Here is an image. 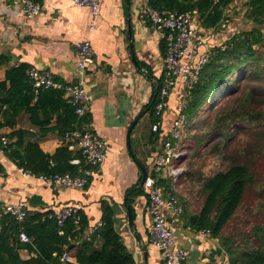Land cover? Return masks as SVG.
<instances>
[{
	"label": "crops",
	"instance_id": "obj_1",
	"mask_svg": "<svg viewBox=\"0 0 264 264\" xmlns=\"http://www.w3.org/2000/svg\"><path fill=\"white\" fill-rule=\"evenodd\" d=\"M18 2L0 0V87L6 82L7 90L10 89L7 73L20 66L48 72L62 84L83 82L91 101L85 119L76 129L97 134L107 143V150L103 163L91 168L81 159L80 146L53 130L62 114L60 110L49 116L38 113L36 124L23 110L13 127L1 126L8 119L7 105L2 101L6 94L0 95V208L22 203L28 216L56 215L66 206H76L85 216L86 232L90 233L102 225V204L107 202L115 210L117 230L136 263L164 264L162 253L152 245V215L147 190L140 183L144 171L148 176L155 175L156 160L178 117L184 87L179 83L171 89L159 118L151 102L164 81L166 43L158 31L142 21L145 0H101L94 30L90 29L94 22L92 12L76 7L71 0H40L42 11L32 19L20 13ZM247 3L248 0H235L225 10L220 24L210 29L202 26L196 11H189L194 16L193 29L204 41L203 52L225 45L243 29L250 30ZM246 24L248 28H240ZM85 41L91 42L95 64L81 76L75 44ZM47 106L51 108L50 104ZM157 123L160 125L154 131ZM3 139L8 140V145L18 142L22 151H27L29 144H37L50 157L51 165H55L51 158L66 148V157L71 156L69 164L78 167L77 173L71 175L83 176L85 170L91 169L87 186L66 188L41 181L39 170L22 167L6 154L8 145L3 144ZM31 151L37 168L41 154L36 148ZM76 160L80 162L74 163ZM177 165L185 172L182 163ZM25 170L32 174L24 176ZM137 189L142 194L134 196L129 205L128 193ZM182 205L188 215L172 227L177 247L187 253L182 264H235L223 242L214 238L211 231H196L188 226L189 214L201 211L202 199L190 197ZM20 255L29 259L34 253L23 247Z\"/></svg>",
	"mask_w": 264,
	"mask_h": 264
},
{
	"label": "trees",
	"instance_id": "obj_2",
	"mask_svg": "<svg viewBox=\"0 0 264 264\" xmlns=\"http://www.w3.org/2000/svg\"><path fill=\"white\" fill-rule=\"evenodd\" d=\"M234 1L151 0V6L163 14L176 10L196 11L202 26L210 29L220 24L225 10ZM246 18L251 23L250 30L240 31L225 45L214 49L201 71L199 82L188 90L186 124L178 146L184 140L186 131H195L204 119L207 129L213 130V123L209 124L211 121L208 122V118L219 114L215 119L217 129L214 130L213 140L217 142L213 151L219 160L226 161L227 166L202 180L199 189L200 199L203 200L201 211L189 214L187 224L196 231H211L214 238L223 242L235 264H264V175L256 172L258 162L264 157V0H248ZM27 70L25 66L9 70L7 80L11 84L10 89L7 90L6 82L0 87V95L6 94L2 101L7 105L5 118L8 119L1 126L13 127L16 117L23 110L30 113L35 124L38 123V113L49 116L60 110L62 114L53 130L63 136L76 129L86 115L78 117L62 91L42 89L37 94ZM160 89L151 102L153 110H156ZM34 100L36 104L32 107ZM249 125L250 129H255V143L223 153L221 145L224 143L223 151H228L227 143ZM210 139L201 137L194 140L198 146L200 143L207 144ZM32 148L41 154L42 160L37 168L31 160ZM5 149L13 161H19L22 167L39 170V174H76L78 171V167L69 164L71 156L66 157V148L60 149L51 158L55 165L50 164V157L37 144H29L27 151H22L18 142ZM158 183L167 193L171 191L170 179L162 178ZM140 194V189L129 191L127 203L130 205L134 196ZM249 194L253 200L247 215L235 222ZM177 196L183 204L186 199L181 198L180 190ZM102 209V225L90 233L86 232L88 222L80 210L64 226H59L55 218L49 219L48 213H28L23 224L11 215H4L0 219V264H137L117 230L113 206L103 202ZM185 211L182 218L188 215ZM21 231L32 242L23 245L19 238ZM23 247L34 256L23 259L20 255ZM66 253L74 258V262L61 261Z\"/></svg>",
	"mask_w": 264,
	"mask_h": 264
},
{
	"label": "built area",
	"instance_id": "obj_3",
	"mask_svg": "<svg viewBox=\"0 0 264 264\" xmlns=\"http://www.w3.org/2000/svg\"><path fill=\"white\" fill-rule=\"evenodd\" d=\"M20 13L27 18H35L42 11L40 0H18ZM78 8H88L93 15L94 22L90 29L94 30L95 21L98 18L101 0H71ZM147 6L143 10L141 18L151 29L156 30L166 43V55L164 60V81L160 89L159 101L156 105V114L162 116L167 106V98L171 89L181 83L184 87V95L179 108V114L173 123L169 136L163 141L161 152L156 160L155 176H148L144 186L147 190L149 211L152 215V245L162 253L164 264H182L186 259L185 250L178 248L175 243L173 224L179 222L184 214V206L178 200V181L184 170L177 165L185 154L178 147L182 139L186 124V110L189 104L188 90L199 82L203 67L209 62L212 52H203V39L193 29L194 16L192 12L171 11L166 14L151 7V0H145ZM75 50L79 57L78 70L84 76L86 68L95 64V54L90 41L78 42ZM27 74L34 85L36 93L42 89L62 91L66 100L75 109L78 116H83L88 111L91 98L86 93L83 82L75 85L62 84L56 81L48 72L29 68ZM160 123L153 130L157 131ZM63 138L76 142L81 149V159L87 162L91 168L100 166L106 155L107 143L92 131L74 129L66 132ZM3 144L8 145V140L3 139ZM80 162L79 160L74 163ZM91 169L85 170L83 176H73L69 173L39 174V179L46 183L56 184L66 188H85L88 184L87 176L91 175ZM32 172L25 170L24 176ZM162 178L171 180V191L167 193L158 182ZM176 193V194H175ZM165 211H164V210ZM76 206H66L56 215H49V219L55 218L59 226H64L66 221L78 215ZM4 215H11L23 224L26 222L27 212L22 203L7 205L0 208V219ZM79 220V218H78ZM210 233V231L208 230ZM19 238L29 243V236L21 231ZM66 262H74L68 253L62 258Z\"/></svg>",
	"mask_w": 264,
	"mask_h": 264
},
{
	"label": "rangeland",
	"instance_id": "obj_4",
	"mask_svg": "<svg viewBox=\"0 0 264 264\" xmlns=\"http://www.w3.org/2000/svg\"><path fill=\"white\" fill-rule=\"evenodd\" d=\"M239 18V17H238ZM244 20H242L243 22ZM248 28L246 24L244 27ZM251 28V27H250ZM249 28V29H250ZM245 30V29H243ZM240 32V31H239ZM219 114L210 115L208 118L209 124H212L213 130H208L207 125H205L206 119L203 122H200L199 127L192 131L191 133L187 130L184 134V140L180 143L179 148L185 154V158L180 161L185 168V176L178 182L180 188V196L182 199H187L193 197V200H199L201 195L199 192L201 182L207 176L213 174L216 171H220L226 168L227 164L225 160H219L216 157V153L213 151L216 141L213 140V135L215 136V129H217L216 118ZM254 127L250 129V125L246 130H240L236 133L235 137L227 143L228 151H223L224 143L221 145V151L223 153L232 152L237 150L238 147L247 146L255 143L254 138ZM208 135L209 137H206ZM201 137L210 138L209 142L200 143L198 146L195 144L194 139H199ZM206 145V146H205ZM190 156V157H189ZM257 174L264 175V157L260 159L256 167ZM259 175V176H260ZM256 185V184H255ZM254 189L252 188V193ZM253 197L249 194L245 200V205L241 208V211L235 217L234 221L239 222L243 220L247 215L248 206L252 203ZM203 205V200H202ZM231 230V228H230Z\"/></svg>",
	"mask_w": 264,
	"mask_h": 264
},
{
	"label": "water",
	"instance_id": "obj_5",
	"mask_svg": "<svg viewBox=\"0 0 264 264\" xmlns=\"http://www.w3.org/2000/svg\"><path fill=\"white\" fill-rule=\"evenodd\" d=\"M147 177H148V173L146 171H144V175H143L142 181L140 183L141 187L144 186V183H145ZM129 218H130V223L133 224V219H132V216H131V212H129Z\"/></svg>",
	"mask_w": 264,
	"mask_h": 264
}]
</instances>
